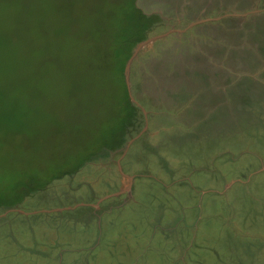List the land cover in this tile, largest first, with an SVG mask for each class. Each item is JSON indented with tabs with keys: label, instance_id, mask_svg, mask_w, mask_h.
<instances>
[{
	"label": "rangeland",
	"instance_id": "1",
	"mask_svg": "<svg viewBox=\"0 0 264 264\" xmlns=\"http://www.w3.org/2000/svg\"><path fill=\"white\" fill-rule=\"evenodd\" d=\"M137 3L166 34L131 65L146 115L87 162L72 45L119 0H0V264H264V0Z\"/></svg>",
	"mask_w": 264,
	"mask_h": 264
},
{
	"label": "trees",
	"instance_id": "2",
	"mask_svg": "<svg viewBox=\"0 0 264 264\" xmlns=\"http://www.w3.org/2000/svg\"><path fill=\"white\" fill-rule=\"evenodd\" d=\"M101 14L85 25L90 32L88 43L77 37L73 41V68L68 83L73 104L71 114L79 124L76 131L86 137L83 146L91 150L87 162L121 149L131 132L138 129L142 115L130 99L125 67L136 45L151 36L156 24L162 21H158L157 15L145 12L137 0H119L117 8L107 6ZM85 59L88 67L82 69ZM62 61L63 57L56 58L54 67L57 70L58 66V71L52 74L59 93L65 82ZM96 104H103L104 108ZM80 167L69 172L70 175Z\"/></svg>",
	"mask_w": 264,
	"mask_h": 264
},
{
	"label": "water",
	"instance_id": "3",
	"mask_svg": "<svg viewBox=\"0 0 264 264\" xmlns=\"http://www.w3.org/2000/svg\"><path fill=\"white\" fill-rule=\"evenodd\" d=\"M164 35H156L153 37H149L146 40L141 41L140 43L137 44V46L135 47L131 57L129 58V60L127 61L126 67H125V80H126V85L128 88V92H129V96L130 99L132 100L133 103H135L136 105H138V107H141V109L144 111L145 115H146V111L145 108L143 106H141L138 101L135 99L134 97V93H133V87H132V83L130 80V70H131V65L134 61V59L139 55V53L145 48L148 47L150 45H152V43L157 40L160 37L165 36Z\"/></svg>",
	"mask_w": 264,
	"mask_h": 264
},
{
	"label": "crops",
	"instance_id": "4",
	"mask_svg": "<svg viewBox=\"0 0 264 264\" xmlns=\"http://www.w3.org/2000/svg\"><path fill=\"white\" fill-rule=\"evenodd\" d=\"M119 164V174H120V177H121V175H122V177H124L125 179H130L131 180V184L129 185V187L127 186L126 187V191L128 190V191H130L131 190V185H132V183H133V178L131 177V175H125L124 173H123V167H122V165H121V162H119L118 163ZM261 170H262V172L264 171V164H263V162H262V167H261ZM228 187H230V186H232V184H230V183H227L226 184ZM261 189H262V187H260L259 188V190L257 191V197H253V199H254V203L256 204V206H257V208H258V210H262L263 208H264V194L261 192ZM120 193H122V190H121V192ZM239 200H243V197L242 196H240L239 197ZM262 205H263V208H261L262 207ZM257 210V211H258ZM264 211V210H263ZM259 213H261V212H259Z\"/></svg>",
	"mask_w": 264,
	"mask_h": 264
}]
</instances>
